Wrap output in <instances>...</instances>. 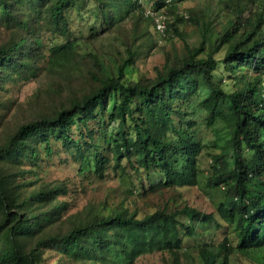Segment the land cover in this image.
I'll return each instance as SVG.
<instances>
[{"label":"trees","instance_id":"trees-1","mask_svg":"<svg viewBox=\"0 0 264 264\" xmlns=\"http://www.w3.org/2000/svg\"><path fill=\"white\" fill-rule=\"evenodd\" d=\"M22 1L0 0L1 13L11 14L9 20L23 31L31 29L33 34V20L30 23L24 16L17 17ZM44 1L39 0L38 4ZM167 1L155 0L156 11L166 7ZM69 2L55 0L49 11L52 24L60 29L58 26H66L61 29L65 35L68 27L63 9ZM135 6L137 0H103L104 24L117 25L122 14L126 16L129 8ZM258 6L253 13L247 9L248 17L244 16L247 10L240 11L239 19L230 22L215 41L213 52H219L221 45H228L221 63L233 75L231 91L223 87V79L217 73L219 63L213 53L207 58H196L202 47L190 51L186 57H178L154 77L141 75L129 79L136 64L134 49L120 62L116 61L110 71L93 57L90 61L97 70L89 71L94 82L90 92L63 101L54 114L20 125L0 142V264H40L43 249L51 247L64 249L77 262L85 258V264H90L91 259L95 264H134L140 256L155 250L178 254L185 248V238L201 241L207 237L199 228L212 222L214 214L190 206L158 209L143 217L127 211L96 213L65 233L46 231L44 227L53 225L62 215L64 204L59 201L55 208L52 205L54 193L62 191V187L42 184L36 188V183L30 181L31 189L26 192L23 189L27 182L22 180L26 173L22 167L27 162L34 167L41 157L36 147L38 141L49 154L53 153L52 137L81 146L82 141H74L69 133L72 125H81L87 128L83 144L94 149L87 154L81 150L77 153L80 172H84V164L93 165L101 176L109 166L121 170L128 166L136 179L148 181L153 191L196 185L205 145L195 122L187 119L188 114L182 109L183 102L195 99L200 108L208 111V126L223 118L233 130L223 153L213 155L221 165L214 166L209 184L226 186L227 196L217 213L233 223L238 237L237 246L226 238L219 245L221 251L210 249L209 241L204 240L200 243L202 264H226L234 249L247 252L264 248V0ZM158 16L156 13L155 18ZM164 23L166 28L161 32L167 35L170 25ZM93 31L96 33L98 29L94 27ZM66 36L63 43L50 48L49 69L66 71L78 63L80 40ZM217 40L221 42L217 44ZM36 57L33 37L22 35L10 43L3 42L0 89L18 73L34 70ZM93 118H100L98 137L110 136L106 151H111L112 157L94 142L95 134L89 127ZM219 141H214L215 146H219ZM86 155H92L93 159ZM15 177L22 180L19 185L15 184Z\"/></svg>","mask_w":264,"mask_h":264},{"label":"rangeland","instance_id":"rangeland-1","mask_svg":"<svg viewBox=\"0 0 264 264\" xmlns=\"http://www.w3.org/2000/svg\"><path fill=\"white\" fill-rule=\"evenodd\" d=\"M33 1L23 0L17 8L18 18L24 16L30 23L33 20V34L31 29L23 31L14 24L9 20L11 14L5 16L0 8V45L24 35L29 39L34 38L37 49L34 70L27 69L22 75L18 73L15 79L8 80L4 88L0 89V142H4L20 125L39 120L43 115L54 114L63 101L80 98L90 92L94 82L89 71L97 70L90 61L93 57L109 70L115 67L116 61L120 62L126 57L129 50L134 49L137 51L136 64L129 73V79L141 75L154 77L158 70L174 63L178 57H186L191 54L190 51L202 47L203 51L196 58H207L213 53L219 63L217 73L223 79V87L231 91L233 75L224 70L221 63L228 45H221L219 52H213L215 41L230 22L239 19L240 11L250 9L253 13L263 0L254 3L250 0H168V5L158 11L155 0H137L138 6L129 8L126 16L122 14L117 25L104 24L101 13L103 0H91L90 3L71 0L63 9L68 27L65 31L66 35L80 40L81 46L78 63L66 71L47 67L50 48L63 43L67 37L61 30L66 26H58L60 29L51 23L49 11L55 0H45L41 5L38 4L39 0ZM250 12L247 10L244 16L248 17ZM156 13L158 18L170 25L167 35L160 31ZM94 27L98 32L93 31ZM220 42L217 40V44ZM182 109L188 114L187 119L195 122V129L205 145L200 160L201 174L198 184L193 186L163 187L153 191L149 182L137 180L134 171L128 166L122 170L109 166L101 176L93 165L84 164L85 170L80 172L81 162L77 153L81 150L87 154L88 150L94 149L93 146L88 148L83 144L87 139L86 126L72 125L69 132L74 141H82L81 146H77V143L65 144L52 137L53 153L49 154L45 145L38 141L36 147L41 157L34 167L28 162L22 167L26 171L22 180L27 182L23 190L27 192L31 189V185H28L30 181L36 183V188L42 184L45 187L60 186L62 191L54 193L52 205L55 208L59 201L64 204L62 215L58 216L53 225L44 227V230L65 233L83 224L88 215L94 216L96 213L127 211L143 217L158 209L174 210L190 206L203 213L214 214L212 222L199 228L208 236L201 241L185 238V248L178 251V254L155 250L140 256L134 264H202L200 243L204 240L209 241L210 249L215 251L220 250L219 245L226 238L231 245L237 246L238 237L233 223L217 213L219 205L227 196V188L225 185L212 187L209 184L214 166L216 163L221 165L214 160L213 155L223 153V146L232 137L233 130L229 128L227 119L223 118H218L212 126H208V111L200 108L196 99L190 103L183 102ZM99 121L100 118L89 121V127L95 134L94 142L100 150L112 157V152L106 151L110 143L109 134L98 137ZM218 139L219 146H215L214 141ZM86 157L93 159L92 155ZM229 162H233L231 157ZM22 180L15 177V184L19 185ZM64 251L58 247L43 249L40 264L86 263L85 258L77 262ZM90 264H95L94 259L90 260ZM226 264H264V248L247 252L234 249Z\"/></svg>","mask_w":264,"mask_h":264},{"label":"built area","instance_id":"built-area-1","mask_svg":"<svg viewBox=\"0 0 264 264\" xmlns=\"http://www.w3.org/2000/svg\"><path fill=\"white\" fill-rule=\"evenodd\" d=\"M156 21H157V24H158V27H159L160 31H164L165 28H166L164 20H161L160 18H157Z\"/></svg>","mask_w":264,"mask_h":264}]
</instances>
